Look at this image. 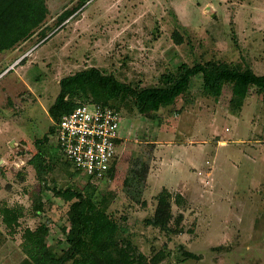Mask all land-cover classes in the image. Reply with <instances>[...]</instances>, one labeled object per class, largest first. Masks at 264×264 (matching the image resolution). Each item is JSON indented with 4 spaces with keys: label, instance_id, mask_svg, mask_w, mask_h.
Wrapping results in <instances>:
<instances>
[{
    "label": "rangeland",
    "instance_id": "obj_1",
    "mask_svg": "<svg viewBox=\"0 0 264 264\" xmlns=\"http://www.w3.org/2000/svg\"><path fill=\"white\" fill-rule=\"evenodd\" d=\"M45 2L42 27L0 55V264H22L26 231L44 222L49 246L61 253L75 195L92 191L144 264L161 251L168 254L161 264H264V93L257 89L240 108L231 85L215 100L203 94L201 77L156 112L141 113L133 98L112 101L122 118L119 164L114 178L93 185L74 173L55 135L36 144L55 125L48 110L60 81L91 67L141 88L183 63L264 75V0ZM39 152L49 166L43 176L30 163ZM164 193L171 218L160 229L148 220ZM5 208L16 210L12 227Z\"/></svg>",
    "mask_w": 264,
    "mask_h": 264
},
{
    "label": "trees",
    "instance_id": "obj_2",
    "mask_svg": "<svg viewBox=\"0 0 264 264\" xmlns=\"http://www.w3.org/2000/svg\"><path fill=\"white\" fill-rule=\"evenodd\" d=\"M48 13L45 0H0V55L25 42L42 27ZM70 15L71 11L64 12L60 16V22ZM195 77L202 78L203 94L215 100L220 99L226 85H231L232 103L239 108L252 88L264 93V75H258L251 67L242 68L216 61L198 62L194 65L183 63L175 72L162 75L159 85L145 88L123 83L113 74L105 75L99 68L91 67L60 81V93L48 113L57 123L63 115L86 104L110 106L119 111L120 108L112 104L118 98H133L141 113L156 112L161 107L175 105L190 90ZM55 129L53 125L49 134L36 144L39 146L47 142L49 135H55ZM30 163L34 165L38 176H43V172L47 173L49 166H46L41 152ZM74 173L81 175L80 171ZM114 176L115 173L110 179ZM43 182L46 184L47 179L43 178ZM88 185H93L89 178ZM52 190L56 196H62V190L56 187ZM75 196L76 201L68 210L67 248L57 253L49 246L50 229L44 222L36 230L26 231L23 243L26 257L22 264H144L145 256L132 253L131 249L134 248L130 241L119 240V235L125 230L108 214L107 202L97 201L95 191L88 194L79 192ZM178 197L180 204L181 195ZM169 198L168 193L159 197L156 215L148 220L149 225L167 228L171 218ZM2 213L8 227L17 222L16 210L5 208ZM38 214H41V209H38ZM184 254L186 258L192 256L189 252ZM167 257L168 254L161 251L153 256L151 264H161Z\"/></svg>",
    "mask_w": 264,
    "mask_h": 264
},
{
    "label": "built area",
    "instance_id": "obj_3",
    "mask_svg": "<svg viewBox=\"0 0 264 264\" xmlns=\"http://www.w3.org/2000/svg\"><path fill=\"white\" fill-rule=\"evenodd\" d=\"M121 125L116 109L81 105L55 123L56 143L74 171H80L92 183L105 182L118 168Z\"/></svg>",
    "mask_w": 264,
    "mask_h": 264
}]
</instances>
